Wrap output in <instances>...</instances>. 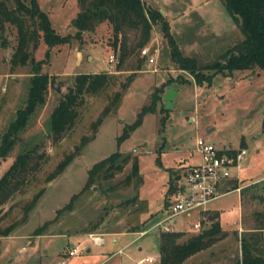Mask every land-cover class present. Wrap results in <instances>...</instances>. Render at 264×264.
<instances>
[{
  "label": "rangeland",
  "instance_id": "obj_1",
  "mask_svg": "<svg viewBox=\"0 0 264 264\" xmlns=\"http://www.w3.org/2000/svg\"><path fill=\"white\" fill-rule=\"evenodd\" d=\"M142 1L148 10L165 12L161 14L169 23L181 56L195 59L200 69L220 61L228 50L244 40L238 21L231 18L222 0ZM37 3L56 34L70 39L69 43L51 49L39 40V47L32 52L33 60L44 62L40 73L50 77L46 100L36 107L17 134L13 149L0 159V177L20 153L37 144L36 155L42 154V159L38 170L29 174L28 182L0 207V231L12 226L8 236L0 237V264H60L73 247L77 248V254L66 264H136L145 257L160 264L162 229L152 228L168 216L166 199L175 191H169L170 186L180 179L185 168L198 161L195 153L198 138L213 143L220 152L244 148L248 155L237 181L241 193L232 191L208 205L220 213L222 229L231 232L185 264H238L243 239L252 248L262 249L264 71L254 68L233 75L220 74L211 84L198 86L190 72L179 70L170 41L158 23L151 42L144 47L149 49L155 64L145 59L124 90L116 111L104 116V108L110 106L115 93L122 92L120 84L131 75L128 69L136 67L137 57L129 59L119 73L117 65L109 73L108 57L112 52L105 23L94 33H84L79 41L74 38L76 31L71 26L80 11L77 0H37ZM139 37L138 32H129L128 46L136 45ZM16 42L15 27L4 24L0 30V138L25 105L32 78L30 64L11 69L9 60ZM102 72L115 80L101 93L86 97L74 127L53 143L48 124L60 96L72 86L76 75ZM53 84L58 86V92ZM162 87L164 92L159 93ZM170 90L176 96L167 111L164 98ZM158 97L161 99L154 114H146L142 125L118 145L116 141L123 129L134 123L143 107L152 105ZM83 139L86 141L82 142ZM114 153L138 160L140 178L125 182L130 163L113 180L102 184V188L92 185L84 190L88 170ZM70 156L71 162L63 172L47 182L57 164ZM234 184L235 179L225 180L220 189ZM108 185L111 192L102 193ZM40 190L38 201L25 214L23 207ZM74 196L72 211L64 212L44 234L34 237V231L55 220L57 210L68 205ZM135 197L139 198V205L131 203ZM100 218L102 221H98ZM196 220L193 213L191 217H175L166 226H171L174 232L192 233ZM259 227L263 229L258 230ZM90 236L100 238L102 244H96Z\"/></svg>",
  "mask_w": 264,
  "mask_h": 264
},
{
  "label": "trees",
  "instance_id": "obj_2",
  "mask_svg": "<svg viewBox=\"0 0 264 264\" xmlns=\"http://www.w3.org/2000/svg\"><path fill=\"white\" fill-rule=\"evenodd\" d=\"M222 2L231 18L238 21L244 40L228 50L220 61L200 69L195 59L181 56L170 34L169 23L166 22L161 12L152 8L148 10L142 0H77L80 11L71 21V26L76 31L74 38L80 41L84 33H94L100 24L105 23L110 32L107 38L108 48L118 60L116 72L119 73L129 59L137 57L136 67L128 69L131 75L125 83L120 84L122 92L113 95L111 104L104 108L103 115L106 116L116 111L124 90L131 82L132 77L136 75V70H140L145 62L146 58L141 56V51L151 42L153 28L158 23L162 24L164 36L170 41L172 56L179 70L190 72L198 86H203L204 83L211 84L212 79L220 74L233 75L237 71H250L254 68L264 71V0H222ZM4 24L15 27L17 33V46L9 60L11 69L30 64L32 78L25 105L18 110L15 120L9 124L7 131L0 138V159H3L13 149L17 134L24 129L29 117L35 113L36 107L42 106L46 100L50 77L40 73L44 62L33 60L32 52L39 47V40L51 49L56 45L69 43L70 39L68 36L61 37L56 34L46 13L39 9L37 0H0V30L3 29ZM129 32L140 34L138 42L132 47L128 46L127 34ZM47 57L48 53L46 52L45 58ZM114 80L115 77L107 72L76 75L72 86H69L65 94L60 96L50 115L49 135L53 143L61 140L74 127L86 97L101 93ZM163 88L158 89L159 93L164 92ZM160 99L161 97H158L152 105L143 107L137 120L123 129L121 136L117 138L118 145L142 125L146 114H154L157 109L156 104ZM85 141L83 139L82 142ZM38 146L37 144L36 147L20 153L0 177V207L28 182L29 174L38 170L40 159H42V154L36 155ZM71 158L72 156L67 157L58 163L46 181L51 182L62 173L71 162ZM129 164L131 167L125 182L129 184L131 181L139 179L138 160L131 161L128 157L114 153L88 170V179L84 190L92 185L102 188V184L108 183ZM173 189L174 186H170L169 191H174ZM106 191L111 192V186L102 190V193ZM41 193L42 190L23 207L25 214L33 208ZM74 198L75 196L68 205L57 210L55 220L41 225L34 231L33 236L38 237L44 234L59 216L64 212H71ZM136 198L132 199L131 203L139 205L140 200ZM128 203L129 201H126V204ZM210 218L214 221L211 227L195 232L190 237H187L184 232L166 233L161 230L159 236L161 241L160 264H185L192 256L209 250L223 240L226 233L217 219L218 215H210ZM99 220L102 221V218ZM94 227L97 226L94 225ZM261 229L263 228H258V230ZM11 231L12 226L6 227L0 231V237L8 236ZM238 264H264V247L257 250L252 248L246 239H243L242 259Z\"/></svg>",
  "mask_w": 264,
  "mask_h": 264
},
{
  "label": "built area",
  "instance_id": "obj_3",
  "mask_svg": "<svg viewBox=\"0 0 264 264\" xmlns=\"http://www.w3.org/2000/svg\"><path fill=\"white\" fill-rule=\"evenodd\" d=\"M141 54L142 57L148 59L149 64L153 65L155 63V59L150 56L148 48H144ZM117 62L115 56L110 55L108 57L109 73H112L110 70L117 65ZM196 145V154L199 156V160L196 163H191L183 170L174 189V194L168 202V216L159 220L152 230L162 229L166 233H174V229L171 226H166V223L178 216L191 217L193 213H196L197 218L193 222L195 232L207 230L214 224V221L210 218L208 205L228 194V192L225 193L220 189L221 183L228 179L239 180L242 165L248 155L246 149L220 152L214 144L201 138H198ZM90 239L98 245L102 244L101 239L98 237L93 238L90 236ZM76 254L77 248L73 247L63 257L60 264H66L68 259ZM153 263H155V259L146 257L136 264Z\"/></svg>",
  "mask_w": 264,
  "mask_h": 264
},
{
  "label": "crops",
  "instance_id": "obj_4",
  "mask_svg": "<svg viewBox=\"0 0 264 264\" xmlns=\"http://www.w3.org/2000/svg\"><path fill=\"white\" fill-rule=\"evenodd\" d=\"M163 15H165V12L164 11H160ZM155 64V63H154ZM154 72V71H153ZM155 72H156V68H155ZM213 130V129H212ZM209 142V141H208ZM211 143V142H210ZM213 144V143H212ZM196 153V152H195ZM197 155V154H196ZM198 156V155H197ZM190 157H191V159L190 160H192L193 159V157H194V155H190ZM188 160V159H187ZM198 160H199V156H198ZM189 162V161H188ZM175 174V173H174ZM176 175V174H175ZM178 181L179 180H176L175 182H174V184H173V186H174V189L176 188V186H177V183H178ZM238 185H237V180H235V184H234V186H231V187H227V188H224V190H222L223 192H225V193H230V192H232V191H236V192H238V193H241V190H242V188H238L237 187ZM235 187H237V188H235ZM173 189V190H174ZM173 192V191H172ZM174 194V192L172 193V194H170L168 197H167V199H166V203H167V205H166V208H168V202H169V200H170V198L172 197V195ZM227 195V194H226ZM209 213H210V215H218V220H220V213L218 212V211H215V210H212V209H210L209 210ZM224 231V230H223ZM261 231H263V235H262V238H263V240H264V229L263 230H261ZM182 232H184V233H186L187 235L188 234H193V233H195V232H192V233H190V232H188V231H182ZM228 232H231V231H224V233H226V235H227V233ZM40 237V236H39ZM140 237V236H139ZM112 241L114 242L115 240L114 239H112ZM139 250L140 251H142V248H139ZM201 253H203V252H201ZM201 253H198V254H196V255H194V256H192V258L190 259V260H188V261H192V259L193 258H195L197 255H199V254H201ZM146 258V257H145ZM151 258V257H150ZM143 259V258H142ZM142 261V260H141ZM187 261V262H188ZM140 262V261H139ZM154 264V263H153Z\"/></svg>",
  "mask_w": 264,
  "mask_h": 264
},
{
  "label": "water",
  "instance_id": "obj_5",
  "mask_svg": "<svg viewBox=\"0 0 264 264\" xmlns=\"http://www.w3.org/2000/svg\"><path fill=\"white\" fill-rule=\"evenodd\" d=\"M53 88L55 89L56 92L59 91L58 86L56 84H53ZM175 96H176V92L173 90H170L166 93L165 98H164V102H166L165 107L167 110H169L171 108V103L174 100ZM263 120H264V118H263ZM262 128H263V132H264V121H263V127ZM211 130L212 129H210V131Z\"/></svg>",
  "mask_w": 264,
  "mask_h": 264
}]
</instances>
